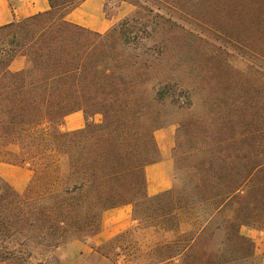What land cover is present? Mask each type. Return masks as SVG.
Masks as SVG:
<instances>
[{
  "label": "trees",
  "instance_id": "obj_1",
  "mask_svg": "<svg viewBox=\"0 0 264 264\" xmlns=\"http://www.w3.org/2000/svg\"><path fill=\"white\" fill-rule=\"evenodd\" d=\"M82 1L48 0L46 12L0 25V162L32 172L22 193L0 177V263L58 264L60 248L100 231L104 211L130 205L155 240L145 250L135 231L118 234L93 250L110 264H259L240 230L264 233V0L239 1L248 23L246 152L227 159L246 167L206 158L151 197L144 170L158 157L159 107L179 103L180 92L153 83L147 54L124 53L122 38L111 47L69 22ZM18 58L25 66L13 72ZM75 112L102 122L59 130Z\"/></svg>",
  "mask_w": 264,
  "mask_h": 264
},
{
  "label": "rangeland",
  "instance_id": "obj_2",
  "mask_svg": "<svg viewBox=\"0 0 264 264\" xmlns=\"http://www.w3.org/2000/svg\"><path fill=\"white\" fill-rule=\"evenodd\" d=\"M208 1L210 4H205L206 7L204 0H105L104 3L105 16L116 20L103 34L106 42L112 47L116 37L122 38L128 42L122 51L134 50L140 61L147 54L153 83L163 80L170 91L180 92L179 103L172 104L169 99L159 107L164 124L154 132L158 148L156 162L161 159L159 132H173L171 188L180 184L179 178L189 175L192 165H201L200 161L206 158L213 157L216 166L246 167L244 160L227 159L231 154L246 152V3H239L244 0ZM17 69L18 65L12 63L10 70ZM67 122L68 119L59 130H81L86 123L98 125L102 117H85L81 126L74 121L68 126ZM233 136L238 140L235 143L230 140ZM1 164L0 177L17 192H24L32 178L29 167ZM144 176L147 185L145 171ZM145 193L148 195L146 188ZM130 208L129 225L128 222L114 224L122 213L102 214L103 234L110 236L128 225L123 232L135 231L134 238L147 250L155 240L153 229H139ZM240 231L252 241L256 261L264 264V233L246 227ZM96 242L98 239L94 241L92 237L85 242H71L55 253V259L58 264H110L94 254L93 250L104 243ZM126 244L122 241L117 246ZM119 262L134 264L124 257ZM175 264H180V260H175Z\"/></svg>",
  "mask_w": 264,
  "mask_h": 264
},
{
  "label": "crops",
  "instance_id": "obj_3",
  "mask_svg": "<svg viewBox=\"0 0 264 264\" xmlns=\"http://www.w3.org/2000/svg\"><path fill=\"white\" fill-rule=\"evenodd\" d=\"M104 3L105 0H83L78 7L73 9L67 15L66 18L69 22L89 31L98 34H104L109 29H111L116 22L114 18L109 19L105 16ZM47 10H49L48 0H0V25H7L38 13L46 12ZM13 63L18 65V69L16 71L23 69L25 66V60L23 58H18L14 60ZM66 119H68L66 124L68 126L71 125L72 121H74L78 126H81V124L85 122V117L82 112H75L67 116L65 120ZM68 131L74 130L72 129ZM158 136L161 159L158 162L148 165L144 170L147 178L146 190L148 196L150 197L167 191L172 187L174 165L171 160L170 153L173 147V132L171 130H163L159 132ZM1 165L2 164L0 163V167ZM108 212L112 214L122 213L119 215L121 217L118 220H115V225L117 223L123 225L127 222L129 225L131 214L130 205L104 211L102 214L105 215ZM128 225L127 227L111 234L110 236H105L103 234L105 227L102 226L100 231L94 235L92 239L94 241L95 239H98L96 244L101 241L106 242L111 237H115L122 233L126 228L129 227Z\"/></svg>",
  "mask_w": 264,
  "mask_h": 264
}]
</instances>
